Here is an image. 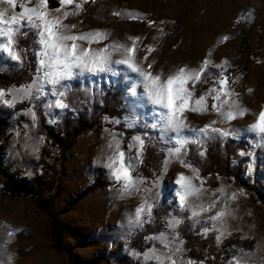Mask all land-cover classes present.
I'll return each instance as SVG.
<instances>
[{
    "label": "rangeland",
    "instance_id": "1",
    "mask_svg": "<svg viewBox=\"0 0 264 264\" xmlns=\"http://www.w3.org/2000/svg\"><path fill=\"white\" fill-rule=\"evenodd\" d=\"M91 1L73 0L71 5L61 6L58 0H49L48 7L53 15L63 16L65 11L76 12L77 4H82V10L78 14L69 15L63 22L69 26L76 25L75 29H71L73 33L106 31L108 39L93 43L91 47L94 49L103 48L115 40L130 46L132 41L129 37H139L136 41V59L142 60L147 47L152 46L154 51L148 55L145 67L155 60L152 69L154 73L162 71L167 75L185 65L199 68L203 61L210 60L209 66L216 70L210 88L218 87L216 79L219 75L226 76L228 87L238 95L222 99H228L229 104L236 100L242 108L249 111L230 122H225L223 116L212 111L189 112L187 116L192 127L200 128L215 120L216 127L243 129L256 121L259 112L264 109V0ZM21 2L33 6L29 0H18V5ZM52 2L57 5L52 6ZM0 7H8L9 15L20 11L19 7L12 9L7 4H0ZM57 8L60 12H56ZM134 17L148 18L154 23L150 24L148 21L142 25L132 21ZM177 18L179 20L175 23ZM78 43L88 47L86 41ZM34 47L36 49L37 46ZM113 58L117 59L119 55H114ZM245 64L251 67L249 75L241 73ZM37 66L35 55V68L30 80L8 86L0 83V89L30 84ZM139 91L142 89H138ZM200 95L195 94L197 98ZM11 98V94L5 97ZM54 99L49 90L44 96L34 95L32 100H18L15 104L25 102V106L14 112L9 110L13 106L0 103V120H5L0 121V249L5 250L0 255V264H120L124 254L129 255L131 264H159L155 259H145L144 253L155 248L160 253L171 254L160 240L147 239L162 232L167 235L173 249L179 245L180 240L184 242L182 252L172 257L177 260V264H181V261L186 264L189 260L196 264H230L238 256L247 257L246 264H264V204L255 201L258 193L264 195V147L251 146L258 137L244 132L240 138L247 143L237 152L238 155L240 151L255 153L256 165L253 171L246 173L250 158L244 156L246 160L239 175L240 181H247L255 190L236 181L232 174L203 176L199 166L186 157L187 161L199 169L200 177L205 179V202L221 186L227 189L228 195L233 192L238 194L236 199L227 201V209L231 214L224 218L223 225L217 222V230H210L205 235L204 228H213V222L206 221L205 218L225 208L224 194L216 192L212 198L221 197V200L211 212H204L197 218L199 223H194L189 218V211L178 208L173 196V190L177 187L174 181L178 173L191 176L192 171L174 160L164 172V162L167 159L165 149L168 145L161 141L158 131L145 129L143 119L135 127L127 126L126 120L137 114L142 116L150 110L137 109L135 113L132 112L129 107L131 97L127 89L122 96L119 113L102 115L94 127L78 135L62 161L58 157V151L51 153L53 156L48 157L51 168L45 179L47 182L55 181L49 190H44L39 195L13 191V186L18 181L26 179L32 182L37 173H43L44 166L37 164L44 143H40V139L43 138L44 141V136L37 131L36 108L42 109L45 123L52 125L61 109L46 108L45 105ZM31 112H35V120ZM114 120L120 122L113 123ZM146 131L151 139L146 140L145 144L150 143L155 147L159 159L153 168L147 167L145 172L140 170L142 163L139 164L132 175L143 178L141 189L150 188L151 192H134L131 196L121 198L123 181H116L109 174L110 170L104 167V161L111 154L108 145L113 141V134H119L117 138L127 157L132 137L144 136ZM136 152V148L131 149L133 155ZM98 160L101 163H97ZM234 161L235 158L232 159ZM97 167L102 169L106 185L81 196L80 192L91 184ZM157 177L161 179L153 187L152 181ZM195 183L198 184L199 181ZM157 192L159 199L155 200L154 194ZM144 197L150 201L155 200V207H164L161 228L145 236L143 250H129V237L134 230L129 234L128 216L134 213ZM172 217L186 220L189 231L197 240L209 241L201 261L190 258L185 253V239L180 236L179 231L183 222L175 229L179 237L173 241L175 233L168 228V221ZM144 219H148L146 214ZM220 227L227 231L217 241ZM12 230L19 231L9 236L8 233ZM230 237L236 238L238 242L224 250L222 243ZM133 251L140 255H133ZM8 255L12 256L11 261L8 260ZM91 259L95 261L90 262ZM165 264L169 262L165 260Z\"/></svg>",
    "mask_w": 264,
    "mask_h": 264
},
{
    "label": "snow or ice",
    "instance_id": "2",
    "mask_svg": "<svg viewBox=\"0 0 264 264\" xmlns=\"http://www.w3.org/2000/svg\"><path fill=\"white\" fill-rule=\"evenodd\" d=\"M33 6L18 0H0V4H7L12 9L20 8L19 12H13L9 15L8 7H0V59H8L10 61L23 63L22 53L27 54L26 48L19 47V38L27 37L28 32L25 28L34 32L35 39L33 43L37 46L34 49V55L37 57V69L35 76L30 84L20 87H11L7 90L0 89V103L14 106L18 100H32L33 96H44L50 90L54 100H50L45 105L46 108H59L61 110L69 107L65 102L69 91L67 81L77 79L79 77H120L129 82L127 92L131 100L129 107L132 112L137 109H150L142 116L137 114L133 118L126 120L129 127H135L137 123L143 119V127L147 130H157L159 138L168 147L165 149L167 159L164 162V172L167 171L169 163L174 160L179 161L183 167L191 169L192 175H186L183 172L177 174L174 181L177 186L173 190V196L178 208L190 212V219L194 223H199L198 217L204 212H211L216 208L221 197H215L216 192L224 194L225 208L216 211L215 215L205 218L206 221L213 222V228H204L206 235L210 230H217V222L223 225L224 218L230 215L227 209V201L234 200L238 194L236 192L227 194L224 186L214 190L211 196L207 197V189L204 188L205 179L200 177L199 169L195 168L190 161L186 160L188 145H203L207 140L239 139L244 132L255 134L258 139L251 146L264 147V109H262L256 121L243 129L216 127L217 121L213 120L205 124L203 127L194 128L188 121L187 113H207L209 107L207 100L212 98L213 104L211 111L223 116L225 122L235 120L239 116L248 113V109L242 108L238 101L233 100L229 104L228 99L235 94L228 87V79L226 76L219 75L216 79L218 87H211L198 98L195 96V86L197 83H206L202 80L203 73L211 64L210 60H205L199 68H190L185 65L177 68L174 72L165 75L162 71L153 72L155 60L147 63L148 55L154 49L148 46L143 59L137 61L136 53L139 37H129L132 41L131 45L120 42L106 44L103 48L94 49L91 47L93 43H100L108 39V33L102 30H93L89 32L73 33L71 29H75L76 25L71 26L63 22L69 15H76L82 10V4H77L76 12L63 13V16L53 15L48 5L49 0H29ZM61 6L71 5L73 0H58ZM56 12H60L57 8ZM119 15V13H116ZM138 19V17H134ZM149 23H154L149 21ZM227 39V37H225ZM78 41H86L88 47H83ZM119 58L114 59V55ZM220 68V65H214ZM95 82V81H94ZM111 83L110 80H108ZM50 86V89L48 88ZM138 89L142 91L138 92ZM11 94V99H5ZM227 105V107H225ZM33 120L36 119L35 112H31ZM120 121L114 120L113 123ZM119 134H113V141L109 143L108 148L111 154L104 161V167L110 170V175L118 182L123 181L121 185V198L131 196L133 193L141 191L151 192L150 188L141 189L140 185L144 184L143 178H137L132 175L136 171L139 164L143 162V152L145 141L150 140L147 131L144 136L136 135L132 137V143L129 144V152L126 153L121 149L120 140L117 138ZM43 138L40 143H43ZM136 148L135 155L131 153V149ZM200 155H205V151H201ZM239 155L250 158V163L246 169V173L250 174L256 165V156L254 152L240 151ZM235 162V161H234ZM97 163H101L100 160ZM264 167V165H262ZM160 177L152 181L153 187H156L160 181ZM199 181V183H195ZM155 200L159 199V193H155ZM155 200L150 201L149 198H142V202L135 208L134 213L128 216L129 234L136 229L142 228L147 222H151L152 211L155 207ZM147 215V221L144 219ZM182 219L172 217L168 221V228L175 229L182 223ZM19 230H12L9 236L15 235ZM227 231L226 228L220 227L217 241H220ZM179 234L175 233L173 241L178 239ZM147 239L160 240L166 248L169 249L170 255L160 253L157 249H150L144 253L145 259H155L159 264H165V260L169 264H177V260L173 256H177L182 252L183 240L174 249L171 247L168 237L165 233L158 236L147 237ZM5 253L4 249H0V255ZM133 255H140L133 251ZM8 260H12V256L8 255ZM247 257L238 256L230 261V264H246ZM181 264L185 262L181 261ZM186 264H196L195 261H187Z\"/></svg>",
    "mask_w": 264,
    "mask_h": 264
},
{
    "label": "trees",
    "instance_id": "3",
    "mask_svg": "<svg viewBox=\"0 0 264 264\" xmlns=\"http://www.w3.org/2000/svg\"><path fill=\"white\" fill-rule=\"evenodd\" d=\"M93 1V0H92ZM91 1V3H92ZM52 6H56V2L51 3ZM179 18L175 20L177 23ZM134 22H138L142 25L148 23L149 19H134ZM24 31L28 32L27 37L19 38V47L26 48L27 54L22 53L23 63L19 64L8 59H0V83L4 86L21 84L32 78L33 69L35 68V55H34V32L25 28ZM251 67L247 64L241 69V73L250 74ZM216 75V70L209 66L203 73L202 80H206V83H197L195 86V94L200 95L207 91L213 79ZM111 81V83L108 82ZM95 81V82H94ZM68 93L65 102L69 107L63 110H59L57 113V120L52 125H47L43 118L42 109L36 108L37 116V131L44 136V143L40 149V155L37 159V164L44 166L42 174H36L32 182H28L26 179L18 181L13 186V191L39 195L44 190H49L54 184V181L47 182L45 179L50 172L51 163L48 161V157H52L53 151H58L59 159L62 161L65 157L66 151L72 147L78 135L94 127L102 115L110 114L115 115L120 112V105L122 103V96L128 87V82L120 77H79L77 79L67 81ZM207 104L209 111L213 100L208 98ZM25 102L15 104L9 110L18 111L24 108ZM4 122V119L0 120ZM246 140L239 138L233 139L231 137L227 139L207 140L203 145L198 146L196 144L188 145L187 157L188 159L199 166L200 173L203 176L215 173H227L235 176L236 181L242 182L249 189L255 190L253 185H250L247 181H240L239 175L242 170V166L245 157H239L238 150L243 149L246 145ZM205 151V155L201 156L200 152ZM235 158V162L232 159ZM143 162L140 165V170L146 171L147 167L153 168L157 163L159 156L154 146L150 143H146L143 152ZM249 159V158H247ZM147 173V172H146ZM106 185L102 176V169L96 168V174L89 186H87L80 195H84L95 188ZM57 191H55L56 194ZM57 195V194H56ZM255 201H260L264 204V195L261 193L255 196ZM164 215V207L157 206L153 209V219L151 222H147L142 228L134 229L133 233L129 237V250H143L145 247L144 238L146 235L157 232L161 228L162 216ZM180 236L185 239V253L190 258H195L201 261L204 257V250L209 241H199L189 231L188 223L186 220L180 226ZM238 242L236 238L230 237L225 239L222 243V247L226 250L228 247L235 245ZM95 259H91L90 262H94ZM120 264H131L129 255L124 254L119 262Z\"/></svg>",
    "mask_w": 264,
    "mask_h": 264
},
{
    "label": "bare ground",
    "instance_id": "4",
    "mask_svg": "<svg viewBox=\"0 0 264 264\" xmlns=\"http://www.w3.org/2000/svg\"><path fill=\"white\" fill-rule=\"evenodd\" d=\"M113 42H117V40L113 41Z\"/></svg>",
    "mask_w": 264,
    "mask_h": 264
}]
</instances>
